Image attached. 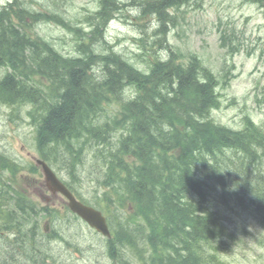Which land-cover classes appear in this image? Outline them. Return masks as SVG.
Listing matches in <instances>:
<instances>
[{
	"label": "trees",
	"instance_id": "1",
	"mask_svg": "<svg viewBox=\"0 0 264 264\" xmlns=\"http://www.w3.org/2000/svg\"><path fill=\"white\" fill-rule=\"evenodd\" d=\"M138 1L141 14L154 13L162 29L169 9L194 0ZM101 5L103 20L120 8L117 0H101ZM41 13L20 0L0 8V66L10 68L0 78V100L13 104L28 99L45 108L37 142L45 158L61 163L72 180L78 179L79 165L84 166L82 151L95 147L101 183L134 205L135 219L112 218L122 220H116L115 238L109 241V251L118 263L124 249L138 252L140 246L154 249L152 264L155 257L159 264L206 263L213 256L204 243L220 235L223 227L210 220L194 193L202 196V186L215 184L216 176L224 172L230 175L234 163L226 150L242 154L236 159L235 177L245 178L250 186L237 184L246 186L250 194L263 187L264 181L252 180L250 169L258 152L264 154V129L250 121L239 130L211 121L208 113L218 105L217 77L199 61L177 63L172 51L166 61L150 58L153 64L147 75L113 52L101 57L105 62L99 79L91 74L92 56L80 52L71 59L72 66L64 64L49 43L26 30L28 19L49 17ZM35 74L54 80V99H45L39 85L31 83L34 80L29 77ZM127 86L134 96L122 100ZM111 99L119 103V110H110ZM217 152L227 164L215 159ZM68 185L72 187L70 181ZM2 221L10 224L8 219ZM22 247L16 244L14 253H23ZM13 258L10 253L2 264Z\"/></svg>",
	"mask_w": 264,
	"mask_h": 264
},
{
	"label": "rangeland",
	"instance_id": "2",
	"mask_svg": "<svg viewBox=\"0 0 264 264\" xmlns=\"http://www.w3.org/2000/svg\"><path fill=\"white\" fill-rule=\"evenodd\" d=\"M7 1L0 0V5ZM32 3L44 10L49 6L66 12V18L71 20L72 25L88 33L90 27L87 15L97 9V0H32ZM137 14L132 1H125L119 16L111 21L106 36L111 38L109 40L114 43V48L123 53L124 57L130 59L137 67L144 68L145 55L136 39L147 28V23L145 18H140L141 21L138 23ZM33 29L52 42L63 54L76 55L80 52L78 48L76 52L77 33L73 30L68 31L46 22H40ZM221 31H225L226 34L235 33L234 41L241 44L240 53L230 57L220 47L218 37ZM79 36L84 37L82 33ZM168 40L176 52H196L213 71L225 79L224 81L221 78L219 87L221 105L210 114L214 121L238 128L243 117L248 115L254 122L264 126V11L260 6L246 0H197L195 4L192 3L176 12L175 23L168 32ZM95 41L93 39L91 44L86 45V50H89L87 53L98 56L96 51L98 36L95 37ZM150 42L152 38L147 40V49L150 51L156 49L160 54L157 44L152 49L148 47ZM101 47L107 49L104 45ZM10 112L11 107L0 104V147L8 150L11 156L31 159L35 152L29 146L30 127L26 121L17 120L15 123L10 120ZM226 155L231 157L232 160L229 162L233 161L234 168L239 155L234 153ZM218 160L221 163L224 160V165L227 164L222 154H218ZM253 170L255 177L258 174L264 176L263 156L255 161ZM225 173L222 174L224 178L228 180L234 178L232 171L229 176ZM90 182L88 181L87 185ZM89 190V186L82 190L85 196ZM58 201L56 199V202ZM56 202L53 200L52 206L58 207ZM216 208L222 214L227 227V235L214 244L219 251L220 263L264 264V221L259 219V215L241 201L233 206L220 205ZM66 215L71 217L68 213ZM71 224L73 226L70 233L77 236L84 252L80 255L73 250L61 249L57 251L61 259L66 264H109L107 258L103 256L104 238L79 222ZM89 244L92 247H88ZM13 248L14 246L8 248L14 258L9 259L10 262L7 264H22L19 259L32 264L33 261L24 254L14 253Z\"/></svg>",
	"mask_w": 264,
	"mask_h": 264
},
{
	"label": "water",
	"instance_id": "3",
	"mask_svg": "<svg viewBox=\"0 0 264 264\" xmlns=\"http://www.w3.org/2000/svg\"><path fill=\"white\" fill-rule=\"evenodd\" d=\"M53 188H59L60 185L55 186L54 184L52 185ZM63 191V190H62ZM64 192V191H63ZM70 206L72 207L73 210L77 211L81 215H83L86 218L92 219V223L95 224L99 229H101L104 233H107L106 227L104 225L103 220L98 216V214H95L91 209L85 208L79 203H76L73 199H71Z\"/></svg>",
	"mask_w": 264,
	"mask_h": 264
},
{
	"label": "bare ground",
	"instance_id": "4",
	"mask_svg": "<svg viewBox=\"0 0 264 264\" xmlns=\"http://www.w3.org/2000/svg\"><path fill=\"white\" fill-rule=\"evenodd\" d=\"M98 39V38H97ZM37 40H38V38H37ZM92 46V45H91Z\"/></svg>",
	"mask_w": 264,
	"mask_h": 264
}]
</instances>
